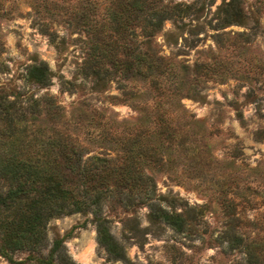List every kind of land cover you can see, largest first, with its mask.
Listing matches in <instances>:
<instances>
[{"label": "rangeland", "instance_id": "1", "mask_svg": "<svg viewBox=\"0 0 264 264\" xmlns=\"http://www.w3.org/2000/svg\"><path fill=\"white\" fill-rule=\"evenodd\" d=\"M164 1L179 4L180 14L165 19L150 41L138 38L174 66L159 108L171 121L166 138L156 124L147 123L161 161L143 167L162 206L180 211L185 203L199 212L196 230L189 236L164 222L151 224L146 206L124 209L109 200L104 204L109 229L127 260L111 258L99 244L90 212L51 218L43 254L61 238L75 264H254L220 235L225 204L232 201L246 219L239 231L253 236L261 227L264 236V12L259 0H242L245 18L224 24V0ZM109 6L105 0H0V90L9 99L18 97L22 106L37 100L38 112H26L19 134V142L31 150L58 129L74 138L84 158L113 157L120 153L113 133L154 113L152 95L141 80L128 82L140 88L131 98L120 93L118 83L125 81L119 76L94 91L79 74L89 40L83 28L90 26L82 22L105 29ZM34 56L51 71L46 86L26 79ZM47 98L59 104L57 115L45 106ZM93 108L104 114L101 122L108 129L103 135ZM13 259L0 254V264H32L27 251L14 252Z\"/></svg>", "mask_w": 264, "mask_h": 264}, {"label": "trees", "instance_id": "2", "mask_svg": "<svg viewBox=\"0 0 264 264\" xmlns=\"http://www.w3.org/2000/svg\"><path fill=\"white\" fill-rule=\"evenodd\" d=\"M105 1L110 3L105 29L82 22L83 26H90L83 28L89 40L84 41L79 74L88 79L94 91H102L110 80L119 76L125 81L118 83L120 93L131 98L138 95L140 88L128 82L141 80L143 89L152 95L149 104L154 113L145 114L135 125L113 133L119 144L118 155L84 158L74 138L58 129L36 149L20 143L24 116L33 112L32 109L38 112V102L33 100L29 106H22L18 97L9 99L0 90V254L10 262H15L14 252L27 251L32 264H75L65 252L61 238L54 239L47 253H42L47 245L48 221L74 212H90L99 244L111 258L127 260L124 246L109 229L110 219L104 212V204H110L109 200L124 209L146 206L151 224L164 222L189 236L196 230L194 221L199 212L194 207L186 208L185 203L180 211L162 206L154 179L143 167L161 161L147 123L156 124L158 133L166 138L170 113L159 108L167 90L165 80L174 66L159 49L143 47L138 36L150 41L163 21L178 16L181 9L179 4L164 0ZM259 5V10L264 12V0H259ZM220 13L224 24L241 23L245 18L242 0H224ZM25 75L28 81L46 86L51 71L45 61L34 56ZM45 104L53 116L59 113L60 106L54 98H47ZM91 110L96 114L97 124L103 126V135L108 129L101 122L104 114L96 108ZM237 116L242 117L239 109ZM224 214L221 240L229 248L244 252L249 263L259 264L264 258L261 227L253 236L240 232L246 219L232 201L225 204Z\"/></svg>", "mask_w": 264, "mask_h": 264}, {"label": "bare ground", "instance_id": "3", "mask_svg": "<svg viewBox=\"0 0 264 264\" xmlns=\"http://www.w3.org/2000/svg\"><path fill=\"white\" fill-rule=\"evenodd\" d=\"M79 259L81 260V261H86L87 260V254L86 253H83V254H80L79 255Z\"/></svg>", "mask_w": 264, "mask_h": 264}]
</instances>
